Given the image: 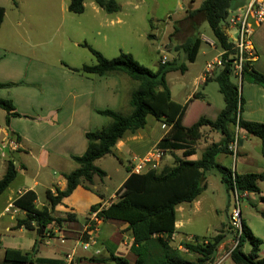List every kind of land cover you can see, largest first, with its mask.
<instances>
[{
  "label": "crops",
  "instance_id": "1",
  "mask_svg": "<svg viewBox=\"0 0 264 264\" xmlns=\"http://www.w3.org/2000/svg\"><path fill=\"white\" fill-rule=\"evenodd\" d=\"M15 1L17 6L14 5L13 1L10 4L0 2V8L5 9V17L0 28V83L9 85L7 88L0 89V98L11 100L15 112L20 115L19 117H11L7 123L8 113L0 109V168L3 169L0 179L5 175L9 161L14 163L18 173L15 181L0 197V264L4 260L7 249L32 254L34 260H58L62 261L63 264H98L91 262L90 259L104 257L108 255V252H111L121 257H134V263L131 262L132 260L126 259L130 264H135L136 257L130 250L133 243L132 232L128 231V224L124 222L100 221L96 230L89 233L90 236L87 241L81 238V235H84L89 227L86 220L91 219V208L98 204L108 207L116 202L118 200L116 193L123 187L130 175L129 172L120 187L110 196L108 195L109 187H105L104 181L95 177L90 190L80 185L71 196L65 198L55 208V217L66 219L69 214H75V222L65 221L61 227L53 223L45 229L44 234H39L36 226L31 230L16 227L18 220L25 219L27 213L17 208L14 205L15 201L32 191L37 196L36 208L41 210L48 207L46 193L48 191L52 193H56L57 190L64 191L67 186L65 175L79 168L78 164L73 161V157L82 156L87 151L86 133L101 130L111 124L110 118L100 115L98 112L107 109L116 111L115 109L120 106L122 101L128 98L129 90L127 89L128 79L125 75L97 76L82 74L74 70L80 69L84 65L95 64L90 55L80 52L86 49L82 47L83 44L86 43L94 48L91 44L94 36L102 37L103 42L106 39L100 31L98 20L91 18V16L102 15V12H105L96 5L94 0L89 5L85 1V12L81 14H86L87 9L91 8L92 15L69 22L68 31H66V35H63V41L61 39L62 53L69 51L71 61L66 60L61 52L54 56L52 53L47 55V52L42 49L39 50L43 47L42 45H49L55 35L54 33L59 31L63 21H52L53 23L44 25L34 23L30 17V11L25 9L19 0ZM246 1H234L228 19L234 15L233 13H237L246 4ZM105 13L116 15L120 12ZM186 17L187 13L180 19L170 20V23L164 22L163 27L170 25L167 28H162L159 34L153 33L151 35L154 37V42H158V49L170 40L175 31V22ZM168 18L171 19V16ZM117 21L121 22L120 19ZM53 24L58 26L57 30H48ZM205 24L208 23L203 21L197 28H193V24H190L191 31L199 32L202 40L195 62H187L181 49L177 52L173 50L170 52L173 56L172 60L176 59L177 65L185 64L187 71L185 73L180 71L171 73L178 72L182 74V78H185L191 66L198 61L205 42L212 47V50L216 49L217 40L215 43L207 39L201 31ZM151 25L153 29L158 31L153 24ZM65 43H71L72 48L75 49L71 51V46L67 47ZM252 43L255 54L251 62L252 68L264 75V23L255 28ZM170 44H168L169 49L172 47ZM219 48L220 52L213 58L207 59L203 69L194 76L191 81L192 89L182 98L181 102L174 99L172 88L168 83L174 101L182 105L194 101L193 105L201 104L204 113L214 108L210 97L201 92L199 88H204L210 82H216L215 78L219 74V70H217L215 77L207 82H202L201 78L207 64L223 54L224 50L220 46ZM203 54L207 56V53L204 52ZM239 84L243 98L241 118L250 122L264 123V87L248 80H241ZM195 94H199L200 98L194 99ZM216 110L219 114L222 109L217 107ZM203 115L207 117V114ZM149 127L150 129H148ZM166 133L162 130V125L159 129L157 124L148 125L147 120V126L144 129L134 134H126L117 143L113 154L97 160L95 165L105 172V168L101 166L103 160L113 156L111 158H116L122 164V156L126 154L130 156L127 171L128 168H130L129 171H132V166L145 157L147 153L157 150L158 143ZM220 136L222 139L221 134ZM250 137L253 136L248 135L243 130L236 129V139L238 140L236 155L232 154L228 157L227 155H219L217 162L219 163L218 158L220 156H225L234 163L237 171H233L238 174L264 173V162L254 158L248 150H244V143L250 141ZM183 152H164L161 163L167 154L173 160L176 157L182 158ZM262 153L264 158V150ZM197 155L196 149V155L189 159L196 160ZM172 160L170 163L165 160L164 168L173 167L174 161ZM247 195L251 197L254 196V193ZM184 206L183 204L179 207L182 214ZM80 215L84 216L82 222L79 220ZM263 215L264 213H261L262 218H264ZM244 222L253 234L264 242V232H257L251 224ZM176 227L177 232L173 241L176 240L177 233L181 229V223L178 219ZM192 240L193 238H191ZM191 241L187 240L186 242L192 243ZM179 243L184 242L179 241ZM180 244L178 248L181 250ZM35 246L37 247L36 252H34ZM218 252H220V248ZM229 255L225 257L226 261L231 260ZM260 255L261 257L264 256V245ZM33 264L37 263L34 262Z\"/></svg>",
  "mask_w": 264,
  "mask_h": 264
},
{
  "label": "trees",
  "instance_id": "2",
  "mask_svg": "<svg viewBox=\"0 0 264 264\" xmlns=\"http://www.w3.org/2000/svg\"><path fill=\"white\" fill-rule=\"evenodd\" d=\"M14 5L17 2L12 0ZM86 0H68V11L81 15L85 12ZM236 0H204L200 7L189 13V16L203 17L208 23L218 45L226 51L223 56L224 68L219 72L215 81L223 95L225 107L219 112L215 120L200 117L191 126H185L182 121L193 102L185 105L173 100L167 75L173 71L185 73V64L167 62L160 65L156 72L140 65L133 55L121 52L114 59L105 58L100 52L88 44H83L95 58L94 65H84L76 72L89 75H126L139 83L136 90L131 93L129 104L132 107L130 115H123L114 110L99 111L100 115L111 119V124L101 130L86 133L88 140L87 151L82 156L73 157L79 168L65 175L67 186L64 191L56 193L48 191L46 200L48 207L41 210L35 206L37 196L30 191L15 201L14 205L25 211L27 217L18 220L17 228L26 230L37 227L39 234L43 228L51 224L61 227L65 221L75 222L76 215L69 214L66 219L55 217V208L63 200L72 195L77 187L84 186L91 189L95 177L103 180L107 174L95 165V162L107 155H112L117 143L126 134H134L147 126L148 117H154L162 125L170 129L157 145L163 152L184 151L182 158L174 159L173 167H166L160 173L156 170L136 174L130 173L123 187L117 191V201L103 207L101 204L91 208L90 215L97 213L98 220L103 222L119 221L128 224V231L132 232L133 243L131 253L136 257L135 264H213L215 256L222 246L225 236L219 233L215 237H195L194 243L184 242L181 246L187 253L197 255V261L186 259L184 252L172 246L173 237L177 232V209L183 204H191L206 190L203 179L206 173L217 170L222 183L229 191L240 198L244 194H260L259 184L264 182V173L238 174L217 162L219 155H232L229 145L236 139V129L245 131L248 135L261 140L264 148V123L250 122L241 118L243 98L240 87L234 82L232 76V62L234 52H230L232 44L229 43L225 33L232 3ZM97 6L108 14L121 11V5L116 0H94ZM5 17V9L0 8V28ZM153 28V26L151 25ZM151 38V37H149ZM202 45L200 37L187 39L180 45L186 60L195 62ZM264 87V75L252 68L251 62L243 67L242 79ZM9 85L0 83V89ZM199 94L194 99H199ZM0 109L8 113L7 123L11 117H19L11 100L0 98ZM208 127L222 135L218 143L208 146L201 157L196 160L189 158L196 155L195 144L202 139V129ZM1 128V127H0ZM17 169L12 161L7 163L5 175L0 179V197L17 178ZM264 204V197L261 198ZM264 217V215H263ZM89 225L85 231V241L89 233L96 230V223L86 220ZM91 222V223H90ZM35 224V225H33ZM242 232L237 233V245L230 252V259L234 264H264L261 257L264 242L256 237L247 224L242 220ZM249 242L251 251L246 254L243 245ZM37 247L35 246L34 252ZM98 264H130L125 257L108 252L107 256L90 259ZM63 264L62 261L49 259H33L32 254H25L18 250H5V257L1 264Z\"/></svg>",
  "mask_w": 264,
  "mask_h": 264
},
{
  "label": "rangeland",
  "instance_id": "3",
  "mask_svg": "<svg viewBox=\"0 0 264 264\" xmlns=\"http://www.w3.org/2000/svg\"><path fill=\"white\" fill-rule=\"evenodd\" d=\"M19 1L23 4L25 9L27 8V10L30 11V17L34 23L44 25L52 21H63L61 27L58 29L59 31L55 33L53 32L55 35L52 37V41L49 45H42L43 47L39 49L47 52V55L52 53L55 56L58 52L62 53L60 43L62 37H64L63 35H66V31H68L69 22L84 19L92 15L91 8H88L84 15H77L69 12L68 0ZM92 1L93 0H86V3L89 5ZM116 1L121 5V11L119 14L107 15L105 12H102V15L91 16V18L98 20L97 23L99 24L100 31L106 37V39H104L105 42H103L102 37L94 36L91 44L94 46L95 50L100 52L107 59L117 58L120 56L121 52L131 54L140 65L156 72L161 65V58L164 55L168 58L170 63L177 62L176 59L172 60L173 56L170 52L173 50H176V52L179 51L180 45L188 38L200 37L199 32L194 33L191 31L190 24H193V28H197L204 19L200 15L191 17L189 16V13L198 9L204 0ZM0 2H8L10 4L12 0H0ZM186 13L187 17L185 19L175 22V31L170 37V40L165 42V44L158 49V42H154V37L151 35L153 33L159 34L162 28H167L170 25L168 24L163 27L164 22L170 23V20L180 19ZM169 16H171V19L168 18ZM118 19H120L121 22H118ZM151 24H153L158 31L153 29ZM57 28L58 26L53 24L48 30L52 29L55 31ZM201 31L207 39L216 43V39L214 38L212 34L213 32H211L208 24H205L204 29H201ZM65 41L66 40L64 39V42ZM169 43H171L170 46L172 45L170 49L168 48ZM65 44L67 47L71 46V51L75 49L72 48L71 43ZM215 48V50H212V47L205 42L198 61L191 66L189 72L185 75V78H182V74L178 72L169 73L167 81L172 88L174 99L176 101L181 102L182 98L191 91V81L194 76L203 69L205 61L213 58L220 52L218 44ZM80 52L90 55L93 59V63H96V58L88 52L87 49H83ZM204 52L207 53V56H204ZM61 55L65 56L66 60L71 61V54L69 51L62 53ZM126 78L128 79V98L123 100L120 106L115 110L123 115H130L133 110L129 104L130 96L131 93L138 88L139 83L130 79L128 76H126ZM234 82L240 87L237 80L234 79ZM199 90L210 97L209 99L213 102L214 108L208 111L205 110L206 112L204 113L203 107L200 106L201 104L190 106L189 111L182 121L185 126H191L200 117H204L203 114H207L206 118L214 120L218 114L216 108L223 109L225 107L223 95L220 93L219 86L216 82H210L204 88L200 87ZM151 124H157L159 129L162 125L161 122L150 116L148 118V125ZM148 129H150V127ZM220 139L221 136L216 131H213L210 128L203 129L202 139L194 145L198 152L196 158L199 159L208 146L220 142ZM244 150H248L254 158L257 160L261 159L262 162H264L262 153L264 148L260 139L250 137V141L244 143ZM240 151L242 152L241 148ZM111 157H108L101 162V166L105 168V172L109 175L108 177L106 176V179L104 178L105 180H102L104 181L103 185L105 187L108 186L110 189L109 196L120 187L123 179L128 175L127 166L128 161L130 160V156L125 154L122 156L123 163L121 164L116 158ZM165 160L170 163L172 160L171 156L167 154L163 162L160 163L161 165H158L156 171L159 173L165 166ZM172 161H174V159ZM218 161L221 165L237 171V168H235V165L230 158L220 156ZM2 171L3 169L0 168V176L2 175ZM203 185L206 186V190H204L199 198L193 203L189 205L184 204L183 214L181 213L182 210L178 207L177 219L181 223V229H179L177 233L176 240L172 241L171 244L176 248L179 247V241H191V238H193L191 241L193 243L196 241L194 237H200L201 240H204V237H215L221 233L225 236L224 244L220 247V252H217L213 264H234L232 260L226 261L225 258L237 245V233L238 230L241 229V226L238 228L233 224L234 220L239 224L240 221L244 220L251 224L257 232H264V218L261 216V213H264V204L260 200V197H264V182L260 183V195L254 194V196L252 195L250 197L249 195L244 194V196H241L240 198H238V196L232 191L228 192L222 183L221 175L217 170L206 173L203 179ZM83 219L84 216L80 215V222H82ZM92 221L93 220H91V222ZM124 233H126V231H124ZM81 238L84 240L85 236L81 235ZM181 251L184 252L187 260L191 262L197 261V255L188 254L183 247ZM243 251L246 254L250 253L251 245L249 242H246L243 245ZM125 258L129 261L132 260L131 262L134 263V257Z\"/></svg>",
  "mask_w": 264,
  "mask_h": 264
},
{
  "label": "built area",
  "instance_id": "4",
  "mask_svg": "<svg viewBox=\"0 0 264 264\" xmlns=\"http://www.w3.org/2000/svg\"><path fill=\"white\" fill-rule=\"evenodd\" d=\"M264 23V0H247L246 4L238 10L230 19H228L225 25V32L228 37V41L232 44L230 52H234V55H230L229 58H233L232 62V76L233 79L241 83L243 67L247 62H252L255 54L252 43V36L255 28ZM223 54L207 64L205 72L201 78L202 82H207L209 79L215 77L217 70L221 71L224 68ZM168 62V58L164 55L161 58V64L165 65ZM162 129L167 132L170 127L162 125ZM238 149V140L235 139L233 143L229 145V150L236 155ZM164 152L161 150H152L146 154L145 157L140 159L136 164L132 166V173L141 174L148 170L158 169V165L161 163ZM96 223V227L101 220H98L97 213L91 215L90 221ZM235 226L241 229L240 224L234 220Z\"/></svg>",
  "mask_w": 264,
  "mask_h": 264
},
{
  "label": "water",
  "instance_id": "5",
  "mask_svg": "<svg viewBox=\"0 0 264 264\" xmlns=\"http://www.w3.org/2000/svg\"><path fill=\"white\" fill-rule=\"evenodd\" d=\"M44 232H45V228L42 229V234H44Z\"/></svg>",
  "mask_w": 264,
  "mask_h": 264
}]
</instances>
